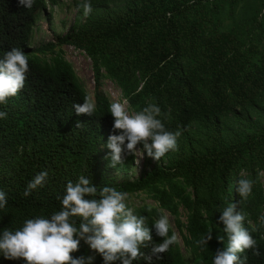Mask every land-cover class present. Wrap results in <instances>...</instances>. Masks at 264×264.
Listing matches in <instances>:
<instances>
[{
	"label": "trees",
	"instance_id": "trees-1",
	"mask_svg": "<svg viewBox=\"0 0 264 264\" xmlns=\"http://www.w3.org/2000/svg\"><path fill=\"white\" fill-rule=\"evenodd\" d=\"M78 3L70 0L74 20L67 32L30 51L44 0L31 9L0 0V55L20 47L29 57L24 89L0 105L7 113L0 120V190L8 197L0 230L58 210L66 182L86 174L97 188L126 191L129 207L150 227L161 215L174 219L190 257L176 244L153 264H212L227 246L217 220L236 201L260 251L239 255L247 264H264V0H92L86 18ZM69 48L91 61V93L64 58ZM105 82L119 102L127 100L130 113L154 103L166 129L181 130L177 149L159 161L147 158L136 179L130 178L134 155L110 167L104 145L114 133ZM86 96L96 112L77 116L72 106ZM41 171L48 172L47 184L23 198ZM242 178L253 181L247 200L236 192ZM134 198L142 204L134 207ZM209 231L212 239L201 249L197 242ZM152 235L153 243L161 242ZM71 255L94 253L81 243ZM0 264L24 261L0 257Z\"/></svg>",
	"mask_w": 264,
	"mask_h": 264
},
{
	"label": "clouds",
	"instance_id": "clouds-1",
	"mask_svg": "<svg viewBox=\"0 0 264 264\" xmlns=\"http://www.w3.org/2000/svg\"><path fill=\"white\" fill-rule=\"evenodd\" d=\"M17 3L25 9H31L35 0H17ZM68 3L70 4V1ZM44 4L45 10L41 11L40 20L32 32L30 51L53 43L59 37L33 47V35L38 25L41 22L51 25L52 9L61 3L60 0H44ZM76 9L82 12L85 18L88 17L93 11L92 0H79ZM28 72L29 57L20 47L11 48L0 55V105L6 104L9 98L16 97L24 89ZM110 102L112 104L109 106V113L113 119L114 134L109 135L104 145L109 150L110 167L122 165L128 157L134 155L135 164L130 178L136 179L142 172L147 158L159 161L167 153L177 149L181 130L173 132L166 129L159 118L161 109L157 104H148L142 110L130 113L125 107L127 100L113 103L110 99ZM72 107L77 116L84 114L91 117L96 112V104L90 96H86L82 103L73 104ZM6 118L7 113L0 111V120ZM77 127L80 125L77 124ZM136 155L147 156L143 158L138 175L134 172L137 167ZM47 182V171L37 173L27 183L22 193L23 198H28ZM252 189L251 179L238 180L236 192L240 200H247L252 194ZM128 199L129 194L126 191L113 186L97 188L86 178V174H81L75 181L66 182L63 195L57 197L58 210L47 216L28 218L17 229L0 230V257L12 261L23 260L24 264H94L97 256L102 259L103 264H134L138 260H143L144 264H153V257L160 260L161 254L166 253L170 246L178 245V237L172 227L173 234L169 235L170 216H159L150 227L147 217L135 214L134 208L129 207ZM239 203L240 201L231 203L219 215L217 223L223 225L227 246L215 252L212 264H247V256L241 257L239 254L248 250L255 256L260 255L256 239L245 227V214L237 210ZM148 205H152V202ZM7 207V194L0 190V212ZM260 221L264 224V216L260 217ZM173 227L176 228L175 224ZM176 231L180 236L177 228ZM153 232L156 237L161 238L160 243L152 242ZM211 239L212 232L209 231L197 242L198 246L201 249L207 248ZM81 243L94 255H71L79 251ZM178 248L182 255L188 258V251L183 247V254L179 245ZM142 249H149V253L146 255Z\"/></svg>",
	"mask_w": 264,
	"mask_h": 264
},
{
	"label": "rangeland",
	"instance_id": "rangeland-1",
	"mask_svg": "<svg viewBox=\"0 0 264 264\" xmlns=\"http://www.w3.org/2000/svg\"><path fill=\"white\" fill-rule=\"evenodd\" d=\"M70 0H60V5L55 6L52 9V17H51V25H47L45 22H41L38 25L37 31L33 35V47L38 46L41 43H46L47 41H51L52 38L56 36H63L69 27L72 25L74 20V11L69 7ZM49 22V23H50ZM65 59L71 63L76 75L79 78L80 83L87 89L88 92H92L93 89V72L91 70V61L82 56L75 53L71 48L66 49V53L64 55ZM104 89L110 97L111 101H118V93L114 90L113 86L109 82H105ZM126 107V106H125ZM127 110V109H126ZM128 111V110H127ZM137 157V167L135 169V175H138L141 171L143 158H146V155H142L141 157ZM131 203L134 207H138L142 204L139 198H134ZM146 204L150 202H144ZM169 218L170 227H172L174 233L178 237V245L185 254V251L182 247L180 236L178 235L176 228L173 227L174 221L171 217Z\"/></svg>",
	"mask_w": 264,
	"mask_h": 264
}]
</instances>
